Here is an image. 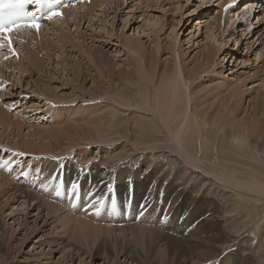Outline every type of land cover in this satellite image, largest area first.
<instances>
[{
    "label": "rangeland",
    "instance_id": "obj_1",
    "mask_svg": "<svg viewBox=\"0 0 264 264\" xmlns=\"http://www.w3.org/2000/svg\"><path fill=\"white\" fill-rule=\"evenodd\" d=\"M79 1L85 2L86 0H59L54 6H51L52 8H48L38 17L42 26L37 31L39 33L35 34L36 36L39 35L36 40H31L32 43H29L26 48L13 43L12 48L17 55H13L7 46L6 49L1 50L3 53H0V163L3 161L9 162L7 167H0V182L2 181L0 183V186H2V191L0 187V201L4 205L0 204V264H54L55 262L58 264H192V262L195 264H233L232 258L234 257L237 259V264H245L248 260L245 255L246 249L241 251L242 253L238 252L236 250L238 249L237 245L229 242L231 244L226 245L220 251L214 250L210 244V240L216 236L213 233L216 231L217 223L210 221L207 224L203 214L205 213V205H211L213 199L201 196L195 197L193 200L189 192L193 189L181 190L179 188L178 190L176 179L179 174H182L180 170H184L183 167L169 171L163 177H156L159 170L154 175L150 174L154 167L149 171L148 155L155 151L156 154L165 152L168 155L172 154L175 156L179 153V156L184 155L187 161L188 155L185 152V149H187L190 156L193 155L192 157L200 160L198 162L202 163V165L198 163L195 166L189 163L190 161L187 163L179 157L180 163L183 162L188 165L189 171L190 168L194 169L195 172H193L195 174L201 175L203 173V179H212L211 181L215 182H218L219 179L221 183L219 184L225 186L229 177L226 179L224 174L215 173L217 160L212 148L217 147L219 150L223 149L224 146H229L228 149H224V153L220 154L217 152L220 160L222 159L221 156H226V159L223 158L220 161L223 169H227L229 166L226 164H232L244 171V173L247 172L246 175L253 172L257 173V166L262 167V163L258 164V157L250 152L251 140L248 139L249 144L239 146L230 142L231 138H228V145H226V140L223 137L218 140L219 135H222V132H218L214 142L203 144L201 142V133L205 129L199 126V131L192 146L179 145L175 141L173 142L171 138V133H174L172 132L174 129L173 122L169 123L170 130L165 128L163 126L164 122L167 121L168 123V120L161 114L162 121L157 120V122L163 127L164 133H162V136L169 138V144L166 143L161 148L156 147L157 149L137 148L138 151L135 150V152L133 150L137 154L136 156H129L128 154L126 156V153L122 151L121 140L115 141V143H112V140L101 143H90V141H87V128H90L87 119H92L94 116L103 113L102 106L107 102L109 105L124 111L120 115L121 118L130 116V113L134 111H137L135 116L139 114L156 116V107H154L157 106L154 104L155 95H161V92L166 90L165 95L171 98L172 92H170L168 87H164V83H167L171 77H176L179 67L184 75V82L191 89L190 93L187 89V118L191 108L193 113H197L210 126L219 115L223 120L235 115L234 121L233 117L231 118L234 124L245 122L261 127L262 124L256 121L258 117H262L264 111V0H99L100 2H96L95 5L98 8L94 7V11L88 13V16L86 14L87 17L85 16L84 19L80 18L78 20L76 18L75 20L73 12H65L59 17H54L55 23L43 18L51 12L63 8L64 2H69V4L73 5ZM249 7L252 9L250 8L249 10ZM103 8L105 9L103 10ZM63 19H65V22ZM199 20H201V23L198 28L196 22ZM232 22L233 24H231ZM71 24L73 26L76 24V26L73 27ZM207 24H210V31L212 30L214 35L212 31L211 34L210 31L208 34V27L205 28ZM49 27H56V29L53 28L52 31L54 32H52ZM59 28H61L62 32H60ZM58 33L61 36L66 33L65 39L67 37L69 39H66V44L64 39L59 41L61 36ZM76 33L78 34L76 35ZM48 38L52 41L48 40ZM37 40L40 43L42 42L43 46L40 44V47ZM128 40L138 42L142 49H140V55L133 54L122 46L123 42ZM217 41L220 43L216 44L215 42ZM219 44L221 45L219 46ZM46 46L50 47L47 48ZM211 50L216 55H214L213 59L210 58ZM216 50L218 51L216 52ZM98 51H100V55ZM95 52L98 53L96 54ZM91 54L105 55V57H101V63L105 64L102 70L96 67L95 59ZM148 54L155 56L157 67L162 69V74L165 72L160 83L158 81L155 83L154 74L143 70L142 66L145 65L143 63L145 60L143 59ZM29 57L34 59L35 62L37 60L38 63L36 62L35 65H32L27 59ZM96 58V63H99L98 59L100 60V58L98 56ZM6 61L8 62L6 63ZM17 63L19 64V69L16 66L18 65ZM9 64L13 67L11 68ZM28 64L29 66H27ZM26 66L27 69H25ZM121 66L127 69L135 68L137 81L139 80L140 82L144 79L147 82L148 79L151 81L147 83L150 87L148 95L151 97L150 100H147L148 102L144 101L142 95H138L139 99L131 106L124 102L123 96L134 94L130 92V87H136V85L123 88V93L121 94L123 96L121 98H118L120 95L111 98L112 96L103 94L104 90L111 91V87L115 86V83H113V86L109 87V81L106 77L108 71ZM70 67L73 68L71 69ZM14 69L17 72H14ZM143 74L146 75V78L149 75L152 79H146ZM16 75H18V78ZM51 77L52 79L49 80ZM128 78L124 77L125 81ZM125 81L124 83H126ZM96 83L97 87L100 88L99 90L95 86ZM116 88L118 89V86ZM119 89L121 88L119 87ZM177 91L179 93L183 92L182 94L186 92L181 87ZM178 92H175L174 97L179 96ZM181 97L184 103L179 106L180 108H178L179 103H173L174 106L166 105L164 108L167 113L166 117L169 114L170 119L173 118L172 120H174L177 116L175 109H177L176 111H180L178 109L183 110L186 100L183 95ZM261 101L262 104L260 103ZM260 105H262V108ZM144 106L146 111L143 110V108L145 109ZM253 107H256L255 112ZM214 114L216 118L213 117ZM212 128H217V126H212ZM33 130L35 131L33 132ZM207 130H211V127H208ZM183 133L187 134L188 128ZM199 136H201L200 140L196 141ZM55 139L58 140L56 141ZM80 139L82 140L80 141ZM250 139L253 140L254 136ZM263 139L259 138V141L257 140L259 145H262ZM25 140H27L26 142L29 143L28 145L31 148L24 144L26 143ZM40 142L41 144H39ZM49 142H51V145H48ZM178 145L183 146V149ZM47 147L48 149L52 148V150H48ZM41 150H44V152H41ZM49 151H51L50 154H48ZM52 151L55 153L53 154ZM121 155H124L121 160L116 159ZM128 159L131 160L130 166L122 167ZM111 161L115 163H112L113 167L111 169L123 168V181H117L113 175H109V177L104 179L101 177V172L95 168L98 162L110 163ZM198 168H200L199 171L197 170ZM144 170H148L149 173L146 174ZM206 172L207 175L205 174ZM22 173H27V175ZM128 174L132 175L128 177ZM215 175H221V177L223 175L224 178L218 177L217 179ZM3 176L5 178L3 179L4 181L10 182L9 185L6 182L3 183ZM249 177L244 178L251 181L256 180L255 176ZM225 179L226 181H224ZM233 179L228 181V184L238 180L237 177ZM14 183H16L17 187ZM73 183L78 186L75 195L71 189ZM4 184L7 187L5 189L10 192L4 189ZM10 185L16 187V190L15 188L12 190ZM44 186H47L46 190ZM57 186H60V196L56 195ZM109 186L112 187L111 193L109 192ZM203 191H206V189ZM11 192L17 194L15 195ZM232 192L240 195L239 197L244 201V206L249 211L247 212L248 214L246 210L243 214H239L240 216H234L235 221L233 220L231 225L238 227L241 224L240 221H244L249 231L248 234H253L257 240V242H252L254 247L260 245L264 249V191L249 189L248 191ZM7 194L11 196L6 200ZM175 194L178 196L173 197ZM39 197H41L42 201ZM12 198H15V201H12ZM20 198H25L23 202L27 199L25 202L27 207L25 204L21 205L23 203ZM113 200H115V206H113ZM45 203L46 205L44 206ZM58 204L61 206L59 207ZM91 205H95V207ZM97 209H99V214H97ZM261 209L262 211H260ZM50 210L52 211L50 212ZM64 214L69 216L67 221H65L67 216ZM58 217L61 220L63 219L62 222L64 224ZM55 218L56 221L54 220ZM69 222L70 224L74 222V225L70 227ZM96 223L99 224V227ZM94 224L101 229L102 236L100 235V230ZM138 224L142 227L144 224L147 227L149 226L148 228L155 231L157 236L153 235L154 232L151 234L158 238H153V242L150 241L149 239L152 238L150 233L148 236L150 229L145 225L143 227L145 228L143 229L144 232L140 231L138 235L136 233L137 230L138 232L139 229L142 230V227L138 226ZM104 225L106 226L104 227ZM121 225L126 229L128 228L127 230L133 235H128V233H131H127V230L124 231ZM135 225L139 227V229L137 227L136 231ZM109 226L113 230V232L111 231L112 233L104 229ZM154 226L156 230L158 227L157 231L154 230ZM62 227L67 228L62 229ZM84 227L85 230L82 231ZM89 227L92 228L89 229ZM113 227L119 229V233L124 231L120 233L122 236L117 232L118 230L116 231L115 229L114 232ZM153 227L154 229H152ZM93 228L97 231L92 230ZM131 228L135 232H132ZM79 229L81 230L79 231ZM67 230L71 235H69L70 233ZM87 230V234L89 233L93 237L91 238L88 235L89 238H87L85 236L87 238L85 240L83 233L86 234ZM116 232L119 238H116ZM145 232H147L146 235ZM79 233L84 237L82 239L84 244L88 243L85 244L86 246H83ZM108 233L112 236L108 237V235H105ZM166 233H169V235ZM218 235L220 236H217L215 240L224 239L221 232ZM75 236L80 240L74 239ZM135 236L136 238H133ZM148 237L150 238L148 239ZM88 239L91 241L93 239V242H88L90 241ZM137 239H139V242L136 241ZM72 240L77 241V243L74 245L75 242L73 241V243ZM59 242L66 244L64 246L68 245V247L77 246L80 250L76 253L68 248L62 253L55 246ZM89 243L93 246L92 248H89ZM140 244L141 247H139ZM253 245L251 246L253 247ZM161 247L163 249H160ZM125 254H129L128 257H125ZM129 256L133 258H129ZM240 260L242 262H239Z\"/></svg>",
    "mask_w": 264,
    "mask_h": 264
},
{
    "label": "bare ground",
    "instance_id": "obj_2",
    "mask_svg": "<svg viewBox=\"0 0 264 264\" xmlns=\"http://www.w3.org/2000/svg\"><path fill=\"white\" fill-rule=\"evenodd\" d=\"M53 1H58V0H49V3L50 2H53ZM124 1V0H123ZM96 2H100L99 0H86L85 2H83V1H79V2H77V3H75V4H69V2H64V7L63 8H61L60 10H58L59 12H61L62 13V15L65 13V12H67V13H71V12H73L74 14H75V20H76V18L78 19V20H80V18H85V16H86V14H87V16H88V13H91V12H93L94 10V7H96L95 5H96ZM159 2V1H158ZM103 3V2H102ZM99 4V3H98ZM247 4V3H246ZM254 4V3H253ZM116 5V4H115ZM121 5V4H120ZM104 6V5H103ZM247 6V5H246ZM250 6V5H249ZM252 6V5H251ZM257 6V5H256ZM260 6H263V5H260ZM96 8H98V7H96ZM100 8V7H99ZM250 8L251 7H249V10H250ZM35 9H36V6L34 5V6H32L31 8H30V10L33 12V11H35ZM102 9V8H101ZM105 8H103V10H104ZM252 9V8H251ZM264 9V8H263ZM102 10V11H103ZM111 12V11H110ZM264 14V13H263ZM73 16V15H72ZM86 16V17H87ZM94 16V15H93ZM264 16V15H263ZM102 17V16H101ZM44 19H48V16H44L43 17ZM65 18V17H64ZM60 19V18H59ZM58 19V20H59ZM66 19V18H65ZM65 19H63L64 20V22H65ZM94 19V18H93ZM92 19V20H93ZM49 20V19H48ZM57 20V21H58ZM50 21H54L53 19L52 20H50ZM69 21V20H68ZM68 21H67V23H68ZM82 21V20H81ZM179 21H180V19H179ZM58 22H60V21H58ZM58 22H56L57 24H58ZM91 22V21H90ZM89 22V23H90ZM223 22H225V21H223ZM54 23H55V21H54ZM54 23H52V24H54ZM67 23H65V24H67ZM72 23V22H71ZM76 23V22H75ZM89 23H88V25H89ZM200 23H201V20H199V21H197L196 22V25H198V28L200 27ZM40 24V26H42V23H39ZM56 24V25H57ZM59 24H61V23H59ZM64 24V23H63ZM68 24H70V23H68ZM67 24V25H68ZM92 24V23H91ZM224 24V23H223ZM231 24H233V22L231 23ZM51 25V24H50ZM72 25V24H71ZM209 25L210 24H207V26L205 27V28H209ZM261 25V24H260ZM53 26V25H52ZM51 26V27H52ZM54 26H55V24H54ZM61 27H62V25H60ZM59 26V27H60ZM73 26V25H72ZM74 26H76V24L74 25ZM73 26V27H74ZM90 26V25H89ZM248 26H249V24H248ZM44 27V26H43ZM43 27H42V29H43ZM51 27H49L50 29H51V31H52V29L54 28V29H56V27H53V28H51ZM64 27V26H63ZM250 27V26H249ZM58 28V27H57ZM64 28H67V27H64ZM64 28H62V29H64ZM207 28V30H208V34H209V31H210V29L211 28H209L208 29ZM213 28V27H212ZM42 29H41V31H42ZM60 29V32H62L61 31V28H59ZM68 29V28H67ZM75 29V28H74ZM78 29V28H77ZM206 30V31H207ZM74 31H76V30H74ZM212 31V30H211ZM211 31H210V34H211ZM43 32H44V30H43ZM52 32H54V31H52ZM51 32V33H52ZM64 32H65V30H64ZM79 32V31H78ZM37 33H39V32H37L36 30H34V29H22V30H20V31H13V32H11V34H10V38H11V40H12V44L14 43V44H18V46H20V47H22V48H26L28 45H29V43H32V41L35 39L36 40V38L39 36V35H35V34H37ZM57 33V32H56ZM46 34V33H45ZM53 34V33H52ZM55 34V33H54ZM59 34V33H58ZM64 34H65V36H64ZM64 34H62L63 36H64V38H63V36H61L60 34V39H59V41H61L62 39H64L65 40V44H66V41L67 40H69L68 39V37L65 39V37H66V33H64ZM78 33H76V35H77ZM212 34H213V31H212ZM42 35V34H41ZM214 35V34H213ZM54 36V35H53ZM52 36V37H53ZM56 36V35H55ZM207 36V35H206ZM211 36V35H210ZM43 37H44V34H43ZM45 37H46V35H45ZM48 37V36H47ZM57 37V36H56ZM77 38H78V36H76ZM81 37V36H80ZM84 37V36H83ZM40 38V37H39ZM54 38V37H53ZM59 38V37H58ZM42 39V38H41ZM44 39V38H43ZM52 39V38H51ZM83 39V38H82ZM212 39V38H211ZM32 40V41H31ZM45 40H47V38H45ZM48 40H50L49 38H48ZM206 40H207V38H206ZM213 40V39H212ZM218 40V39H217ZM44 41V40H43ZM50 41H52V40H50ZM49 41V42H50ZM58 41V42H59ZM110 41V40H109ZM210 41V40H209ZM208 41V42H209ZM219 41V40H218ZM215 42L216 44L217 43H220V42ZM46 42H48V41H46ZM46 42H45V44H46ZM37 43H39L38 45H40V44H42V42L40 43V41L38 42V40H37ZM44 43V42H43ZM63 43V42H62ZM63 43V44H64ZM122 44V43H121ZM47 45V44H46ZM48 45H49V43H48ZM221 44H219V46H220ZM42 46H43V44H42ZM74 46V45H73ZM101 46H103V45H101ZM108 46V45H107ZM122 46L124 47V48H126L128 51H130V52H132L133 54L135 53L136 55L138 54V55H140L141 53H140V45L138 44V42H132L131 40H128V41H125V42H123V44H122ZM36 47V46H35ZM40 47H41V45H40ZM47 48H49L48 46H46ZM100 47V46H99ZM61 48V47H60ZM87 48V47H86ZM90 48H91V46H90ZM210 48V47H209ZM3 49H6V46L4 47V48H0V51L1 50H3ZM85 49V48H84ZM96 49H97V47H96ZM121 49V48H120ZM206 49V48H205ZM85 50H87V49H85ZM91 50V49H90ZM142 50V49H141ZM44 51H45V48H44ZM47 51V50H46ZM92 51V50H91ZM95 51V50H94ZM119 51H121V50H119ZM212 51V50H211ZM218 50H216V52H217ZM11 52V51H10ZM41 52V51H40ZM99 52V55H100V51H98ZM98 52H95L96 54L98 53ZM0 53H3L2 51L0 52ZM96 54H91L92 56H93V58L95 59V64H96V67H98V69H100V70H102V68H104L103 66H105V64H103V63H101V57H105V55H103V54H101V56H99V55H96ZM228 54V53H227ZM230 54V53H229ZM17 55V54H16ZM27 55V54H26ZM215 55V52L214 51H212L211 52V55H210V58H212L213 59V57H215L214 56ZM29 56V55H28ZM96 56H98V58H100V60L98 59V61H99V63L97 62L96 63V60H97V58H96ZM13 57H15V56H13ZM12 57V58H13ZM38 57V56H37ZM143 57V56H142ZM226 57V56H225ZM1 58V57H0ZM2 58H4V57H2ZM19 58V57H18ZM29 61H30V63L32 64V65H35L36 64V62H37V60H36V62L34 61V59H32V58H27ZM140 59V58H139ZM143 60H145L143 63L145 64L144 66H142L143 68V70L144 71H146V72H149V73H152V74H154L153 76H155V83H156V81H158V83H160V81H161V79L163 78V74L165 73V72H163V74H162V69H160L159 67H157V63H156V60H155V56L154 55H152L151 56V54L149 55H145L144 56V59ZM9 61V60H8ZM8 61H6V63L8 62ZM16 61V60H15ZM94 61V60H93ZM21 62H22V60H21ZM39 62H40V60H39ZM43 62V61H42ZM10 63V62H9ZM12 63V62H11ZM19 63V62H18ZM17 63V64H18ZM26 63V62H25ZM29 63V64H30ZM38 63V62H37ZM24 64V63H23ZM22 64V65H23ZM29 64L27 65V66H29ZM40 64V63H39ZM116 64V63H115ZM6 65V64H5ZM10 66H11V64H9ZM13 65V64H12ZM14 65H15V63H14ZM42 65H43V63H42ZM41 65V66H42ZM113 66H114V64H112ZM118 65V64H117ZM17 66V68H18V66H19V64L18 65H16ZM27 66H26V68L25 69H27ZM8 67V66H7ZM13 66H11V68H12ZM36 67V66H35ZM46 67V66H45ZM20 68H21V64H20ZM30 68H32V67H30ZM71 68V67H70ZM73 68V67H72ZM71 68V69H72ZM6 69V68H5ZM8 70H10L9 68H7ZM6 69V70H7ZM16 69V68H15ZM14 69V72L17 70H15ZM19 69V68H18ZM35 69H37V68H35ZM112 70H114V71H112ZM112 70H109L108 71V75L106 76L107 78H108V81H109V87H111V86H113V83H115L114 85V87L112 88L111 87V91H109V90H104L103 92V94H105L106 96H112L111 98H115L116 97V95H120V96H118V98H121L123 95H121L122 93H123V88H125V87H128V86H132V85H136V87H130V92H133L134 94H132L131 93V95L129 96L128 94L126 95V96H123L124 98H122V99H124V102H126L127 103V105H130L131 106V104H133V103H136L137 102V99H139L138 98V95L140 96V95H142V97L144 98V101H146V102H148L147 100H150V98L151 97H149V95H148V92L150 91V87H149V85H147V83L148 82H151L148 78H150V79H152L151 77H149V75H147L148 77L146 78L145 76L146 75H144V77L146 78V79H148V82L144 79L143 81H140L139 82V80L137 81L136 80V72H135V68H130V69H127V68H123V66H121V67H119V68H116V69H112ZM19 71V70H18ZM35 71V70H34ZM77 71V70H76ZM75 71V72H76ZM11 72V71H10ZM17 72V71H16ZM19 73V72H18ZM17 73V74H18ZM143 73V72H142ZM49 74H51V73H49ZM17 76V78H18V75H16ZM48 76H51V75H48ZM3 77V76H2ZM9 77V76H8ZM44 77V76H43ZM53 77V76H52ZM52 77L51 78H49V80H51L52 79ZM124 77H129L126 81H125V79H124ZM143 77V76H142ZM106 78V79H107ZM46 79V78H45ZM138 79H139V77H138ZM141 79V78H140ZM41 80H43L42 78H41ZM142 80V79H141ZM169 80V79H168ZM37 81V80H36ZM44 81V80H43ZM124 81L126 82V83H124ZM153 81V80H152ZM146 82V83H145ZM124 83V84H123ZM138 83V84H137ZM154 83V82H153ZM95 86H96V88H98L97 87V83L95 84ZM118 86V89L116 88ZM158 86V85H157ZM162 86V85H161ZM168 87L169 89H170V92H172V94H171V98H169V97H167L166 95H165V92H166V90H163L162 92H161V95H155V100H154V104L155 105H157V106H154V107H156L155 108V113H156V116L155 115H153V116H149V115H146V114H139V115H137V116H135L136 114H137V111L135 112H132V113H130V116L128 115V117H124V118H121L120 117V115H122L123 113H124V111H121V110H119L118 108H116L115 106H113V105H109L108 104V102L107 103H104L103 104V106H102V108H103V113H101V114H98V115H96V116H94L92 119H87V123H88V125H89V127L90 128H87V131H88V135H87V137H86V140L87 141H90V143H101V142H104V141H107V140H112V143L114 142L115 143V141L117 142V141H119V140H121L122 141V146H123V148H122V151L123 152H125L126 154V156H136L137 154L135 153L136 151L135 150H137V148L139 149V148H156V147H159V148H161L162 146H164V144L166 145V143H168V141H169V138L167 137H165V136H162V133H164V129H163V127L157 122V120H161L162 121V116L166 119V120H168V123H167V121L166 122H164V127L165 128H167V129H169L170 130V122H173V124H174V129L172 130V132H174V133H171V138L173 139V142L175 141L176 142V144L178 143L179 145L180 144H185L186 146H192L193 144H194V140H195V138H196V134H197V132L199 131V126H201L202 127V129H205V131L203 132V133H201V136H199L197 139H196V141L197 140H200V137L202 138L201 139V142L203 143V144H207V143H209V142H214L215 141V139L217 138V135H218V132L220 133V132H222V135L220 136L219 135V137H218V140L220 139V138H224L226 141H225V143H226V145H228L227 144V140H228V138H231V140H230V142H232V143H234V144H236V145H242V144H244V145H246V144H249V142H248V139L249 140H251L252 141V143H250V152H252V154L254 155V156H257L258 157V161H257V163L258 164H261L262 163V167L261 166H257V173H255V172H253V173H249V174H247L246 175V173L247 172H245L244 173V171H242V170H240V169H238L236 166H234V165H232V164H226V165H229L228 167H227V169H223V166H222V164H221V160L223 159V158H225L226 159V156L225 155H223V156H221V160L218 158V156H217V152H219L220 154H222V153H224V149H228L229 148V146H224V148L223 149H219L218 150V148L216 147V148H212V150H213V152H214V154H216V160H217V162H216V167H215V173H221V174H224V176H226V179H227V177H229V179H227L228 181H230V180H232L233 178L235 179L236 177L238 178V180H234V182L233 183H230V184H228L229 182L227 181L226 182V184H225V186H223V185H220L221 183L219 182L220 180L218 179V177L219 178H224V176L222 175V177H221V175L220 176H218V175H215V177L218 179V182H215V181H211L212 179V173H211V180H206V179H203V177H202V175H203V173L201 174V175H199V174H195L194 172V169H191L190 168V171H189V166L188 165H186L185 163H180L179 162V157H180V159H184L185 160V156L183 155V156H179V153H178V155H172V154H166L165 152H161V153H157L156 154V151L155 152H151V153H149V155H148V158H149V166H148V169H149V171H150V169L151 168H153L154 167V170L152 171V172H150V174L152 173V175H154L158 170H159V172H158V174L156 175V177H163V175H165L167 172H169V171H172V170H177V169H180L181 167H183L184 168V170L183 169H181L180 170V172L182 171V174H179V177H177V179H176V184H178V190H179V188L181 189V190H189V189H193L192 191H189L190 193H191V199H195V197H201V196H206V197H210V198H212L213 199V203L211 204V205H209V204H206L205 205V207H204V219H205V221H207V224H208V222H210V221H215L216 223H217V228H216V231H215V233H213V234H215L216 236H214V238L213 239H211L210 240V244H211V246H212V248L214 249V250H220V249H222L223 247H225L226 245H229V244H231V243H233L234 245H237V248L238 249H236V250H238V252H241V251H244L245 249H246V252H245V255L247 256L246 258H248V260H247V262L245 263V264H264V249L259 245L258 247H254V245H253V241L254 242H257V240L255 239V237H254V235L253 234H248L249 233V231L247 230L248 228H246V226H245V222L243 223L242 221H240L241 222V224H239V226L237 227V226H235V227H233L231 224V222H233V220H234V216H236L237 217V215H239V214H243L246 210V213L249 211L245 206H244V204H243V199H241L239 196V194H234L232 191H248L249 189L250 190H255V191H264V186H261V185H264V141L262 142V145H259L258 144V139L260 138H264V111H263V115H262V117L261 118H259L258 117V120L256 121V122H259L260 124H262V126H263V128H261L260 126H256V125H250L249 123H245V122H242V123H236V124H234L232 121H231V118L233 117H227V119L226 120H223L222 119V117H220V115L216 118L215 116L217 115V113H216V115L214 114V118H216V120H214L213 122H212V124H211V126H210V124L209 123H207L204 119H202V117L200 118V116L199 115H197V113H193L192 112V110H191V108H190V111H189V116H188V118L186 117L187 116V112H188V109H187V103H188V100H187V89H188V91H189V93L191 92V89H189V86L188 85H186V82H184V75H183V73H181V71H180V68L178 67V70H177V72H176V77L174 78V77H171L170 78V80L167 82V83H164V87ZM37 87V86H36ZM119 87L121 88V89H119ZM180 87L181 88H183L186 92L184 93V94H182L183 92H181V93H179L177 90L178 89H180ZM152 88V87H151ZM163 88V87H162ZM46 89V88H45ZM100 88H98V90H99ZM108 89V88H107ZM158 89V88H157ZM156 89V90H157ZM37 90V89H36ZM53 90V89H52ZM54 91V90H53ZM181 91H183V90H181ZM19 92V91H18ZM40 92H42V91H40ZM114 92V94H112ZM175 92H178L177 94H179V96H176V97H174V95L176 94ZM49 94V93H48ZM261 94V93H260ZM101 95V94H100ZM151 95V94H150ZM181 95H183L184 97H185V100H186V102H185V104H184V107H183V110L182 109H178V110H180V111H176L177 109H175V112H176V117H175V119L174 120H172V119H170V116H169V114H168V117H166V115H167V113H166V111H165V107H166V105H168V104H170L171 106H174V104L175 103H179V105H178V108H180L179 106H181V104L182 103H184V101H183V99H182V97H181ZM154 96V95H153ZM258 96V95H257ZM19 97V96H18ZM183 97V98H184ZM263 97H264V95H263ZM153 99V98H152ZM262 99V98H261ZM264 99V98H263ZM142 102V101H141ZM152 102V101H151ZM253 102V101H252ZM251 102V103H252ZM259 102V101H258ZM140 103V102H139ZM174 103V104H173ZM261 104H262V101L260 102ZM146 104V103H145ZM253 104V103H252ZM127 105H125V106H127ZM141 105V104H140ZM160 107H159V106ZM149 106V105H148ZM147 106V107H148ZM262 105H260V107H261ZM134 107V106H133ZM142 107H143V105H142ZM145 107V106H144ZM152 107V106H151ZM259 107V108H260ZM158 108V109H157ZM254 108V107H253ZM262 108V107H261ZM150 109H153V108H150ZM256 107L253 109V111L255 112L256 110ZM258 109V108H257ZM143 110L144 111H146V107H145V109L143 108ZM223 110V109H222ZM261 110V109H260ZM25 112V111H24ZM148 112V111H147ZM165 112V113H164ZM138 113H141V112H138ZM164 113V114H163ZM220 113V112H219ZM222 113V112H221ZM161 114H162V116H161ZM228 114V113H227ZM233 115V114H232ZM115 116V117H114ZM132 116V117H131ZM16 117V116H15ZM130 117H131V119H130ZM206 117V116H205ZM234 117H235V115H234ZM234 117H233V121H234ZM236 118V117H235ZM213 120V119H212ZM237 120V119H236ZM163 121H164V119H163ZM259 123H257V124H259ZM15 124L17 125L18 123H16L15 122ZM11 125V124H10ZM13 125H14V123H13ZM21 125H22V123H21ZM40 125V124H39ZM52 125V124H51ZM69 125V124H68ZM17 126H19V125H17ZM16 126V127H17ZM212 126H217V128H212ZM13 127V126H12ZM21 127V126H20ZM34 127V126H33ZM42 127V126H41ZM51 127V126H50ZM53 127V126H52ZM208 127H211V130H207V128ZM186 128H188V133L186 134H184L183 132H185V129ZM225 128H226V130H225ZM16 129V128H15ZM67 129V128H66ZM201 128H200V130H202ZM17 130V129H16ZM48 130H49V128H48ZM69 130V129H68ZM35 130H33V132H34ZM41 131H42V129H41ZM46 131H47V129H46ZM49 132H50V130H49ZM48 132V133H49ZM61 132H63V131H61ZM36 133V132H35ZM52 133V132H51ZM50 133V134H51ZM65 133V132H64ZM37 134V133H36ZM36 134H35V136H36ZM73 134V133H72ZM32 135H34V134H32ZM37 135H40V134H37ZM58 135V134H57ZM53 136V135H52ZM252 136H254V139L252 140V139H250V138H252ZM9 137V136H8ZM33 137V136H32ZM37 137V136H36ZM35 137V138H36ZM56 137V136H55ZM29 138V137H28ZM27 138V139H28ZM30 139V138H29ZM28 139V140H29ZM39 139V138H38ZM43 139V138H42ZM54 139V138H53ZM67 139H68V137H67ZM71 139V138H70ZM69 139V140H70ZM73 139V138H72ZM172 139H170L171 141H172ZM34 140V139H33ZM56 140V139H55ZM58 140V139H57ZM56 140V141H57ZM60 140V139H59ZM82 139H80V141H81ZM258 140V141H257ZM264 140V139H263ZM16 141H18V140H16ZM27 140H25V142H26ZM50 141V140H49ZM76 141V140H75ZM79 141V140H78ZM35 142V141H34ZM48 142V141H47ZM59 142V141H58ZM27 143V142H26ZM24 143L25 145H28L29 143ZM36 143V142H35ZM51 142H49L48 143V145L50 144ZM53 143V142H52ZM60 143V142H59ZM77 143V142H76ZM24 144H21V145H24ZM39 144H41V142L39 143ZM43 144V143H42ZM79 144V143H78ZM169 144V143H168ZM173 144H175V143H173ZM175 144V145H176ZM33 147H34V145L33 144H31ZM51 145V144H50ZM112 145V144H111ZM120 145V146H121ZM178 145V146H179ZM40 146V145H39ZM45 146V145H44ZM174 146V145H173ZM16 147V146H15ZM20 147H22V146H20ZM19 147V148H20ZM28 147H29V145H28ZM27 147V148H28ZM69 147V146H68ZM179 147H181V149H183L182 147L183 146H179ZM212 147V146H211ZM29 148H31V147H29ZM39 148V147H38ZM43 149H44V147H42ZM54 148V147H53ZM119 148V147H118ZM117 148V149H118ZM158 148V149H159ZM178 148V147H177ZM21 150H22V148H20ZM23 149H24V147H23ZM47 149H48V147H47ZM50 150H52V148H49ZM48 149V150H49ZM56 149V148H55ZM82 149V148H81ZM104 149V148H103ZM148 149V150H149ZM157 149V148H156ZM165 149V148H164ZM29 150V149H28ZM40 150V149H39ZM65 150V149H64ZM85 150V149H84ZM107 150V149H106ZM133 150L135 151V152H133ZM141 150V149H140ZM144 150H147V149H144ZM153 150V149H152ZM163 150V149H162ZM14 151V150H13ZM57 151V150H56ZM138 151V150H137ZM25 152H26V148H25ZM25 152H23V153H25ZM39 152V151H38ZM41 152H44V150H41ZM48 152V151H47ZM50 152L51 151H49V153L48 154H50ZM53 152V151H52ZM58 152V151H57ZM56 152V153H57ZM106 152V151H105ZM112 152V151H111ZM185 152L187 153V155H188V157H187V163L189 162V163H191V164H193V165H195V166H197V164L199 163L198 161H200V160H197L195 157H192V156H190V153L188 152V150L187 149H185ZM185 152H183V153H185ZM17 153V152H16ZM27 153V152H26ZM40 153V152H39ZM55 152H53V154H54ZM85 153V152H84ZM88 153V152H87ZM93 153V152H92ZM104 153V152H103ZM114 153V152H113ZM30 154V153H29ZM86 154V153H85ZM128 154V155H127ZM182 154V153H181ZM83 155V154H82ZM104 155V154H103ZM112 155V154H111ZM142 155V154H141ZM37 156V155H36ZM54 156V155H53ZM176 157V158H172V157ZM47 157V156H46ZM80 157V156H79ZM88 157V156H87ZM117 157V156H116ZM122 157H124V155H121V156H119L118 158H116V159H119V160H121V158ZM52 158V157H51ZM76 158V157H75ZM129 159H132V158H129ZM127 160V162H125V164H123V166L122 167H125V166H130V163H131V160ZM68 160V159H67ZM79 160V159H78ZM110 160H111V158H110ZM143 160H145V159H143ZM178 160V161H177ZM99 161V160H98ZM67 162V161H66ZM79 162V161H78ZM146 162H148V161H146ZM145 162V163H146ZM91 163V162H90ZM112 163H113V161H111L110 163L109 162H101V163H99L98 162V164H96L95 165V168L99 171V172H101V174H102V176L101 177H103L104 179L105 178H107V177H109V175L110 176H114L115 178H116V180L117 181H123V173H124V170H123V168L121 169V167H118V168H115V169H111L112 167H113V165H112ZM223 163V162H222ZM92 164V163H91ZM113 164H115V163H113ZM161 165V167H160V165ZM200 165H202V163H199ZM207 164V163H206ZM208 166H209V164H207ZM91 166V165H90ZM145 166V165H144ZM194 166V167H195ZM225 166V165H224ZM87 167V166H86ZM210 167V166H209ZM94 168V167H93ZM155 168H159V169H155ZM203 168V167H202ZM205 168V167H204ZM207 168V167H206ZM46 169V168H45ZM79 169V168H78ZM85 169V168H84ZM143 169H145V168H143ZM199 169L200 168H198L197 170L199 171ZM208 169H210V168H208ZM47 170V169H46ZM192 170V171H191ZM207 170V169H206ZM211 170V169H210ZM84 171V170H83ZM110 171H111V173H110ZM145 171V170H144ZM149 171L148 170H146L145 171V173L146 174H148L149 173ZM194 171V172H193ZM253 171H255V170H253ZM197 172V171H196ZM206 175H207V172L205 173ZM209 174V173H208ZM132 174H128V177H130ZM135 176V175H134ZM204 176V175H203ZM249 176H255V179L256 180H253V181H251V180H247V179H245L244 177H248V178H250ZM6 177V176H5ZM1 178V177H0ZM8 178V177H7ZM230 178H232V179H230ZM3 179H5L4 178V176H3V178H2V180ZM216 179V180H217ZM226 179L224 180V181H226ZM8 180H10L9 178H8ZM4 182H6V180L4 181L3 180V183ZM259 182H261L260 183V185H259ZM0 183H2V181L0 182ZM7 183V185H9V183L10 182H6ZM5 183V184H6ZM220 183V184H219ZM4 184V185H5ZM11 184H13V183H11ZM15 185H16V183H14ZM19 184V183H18ZM175 184V183H174ZM1 185V184H0ZM3 185V184H2ZM153 185V184H152ZM11 187H12V190H13V188H15V190H16V187H17V185H16V187H14V186H12V185H10ZM20 186V185H19ZM177 186V185H176ZM1 187V191H2V186H0ZM5 187H6V185L4 186V189H5ZM9 187V186H8ZM147 187V186H146ZM7 188V187H6ZM22 188V187H21ZM20 188V189H21ZM195 188V189H194ZM91 189V188H90ZM206 189V191H203V190H205ZM6 190V189H5ZM28 190V189H27ZM152 190V189H151ZM177 189H176V191H178ZM7 191V190H6ZM95 191V190H94ZM158 191V190H157ZM220 191H222V192H220ZM229 191H231V192H229ZM7 192H10L9 190L7 191ZM179 192V191H178ZM12 194H17V193H13V192H11ZM10 194V193H9ZM2 195V194H1ZM5 195V194H4ZM178 195H180L179 193H178ZM177 195V196H178ZM8 196V197H7ZM7 196H6V200H7V198H9V196H11V195H8L7 194ZM20 196V195H19ZM24 196V195H23ZM173 196V195H172ZM176 196V194L173 196V197H175ZM176 196V197H177ZM12 197H13V195H12ZM22 197V196H21ZM37 198H38V195H37ZM41 197H39V199H40ZM47 198V197H46ZM25 199V198H24ZM24 199H21L20 198V200L22 201V203L23 204H21V205H24L25 204V202H26V200H25V202H23L24 201ZM34 199H36V198H34ZM33 199V200H34ZM178 199V198H177ZM5 200V201H6ZM9 200V199H8ZM12 201H15V198L13 199H11ZM11 200H9V201H11ZM41 200V199H40ZM94 200V199H93ZM172 200H174L173 198H172ZM189 200V199H188ZM256 200V199H255ZM3 201V200H2ZM32 201V200H31ZM42 201V200H41ZM40 201V202H41ZM46 201V200H45ZM170 201V200H169ZM176 201V200H175ZM191 201V200H190ZM36 202V201H35ZM256 202H257V200H256ZM2 202L0 201V204H1ZM7 203H8V201H7ZM32 203V202H31ZM37 203V202H36ZM42 203V202H41ZM94 203V202H93ZM171 203H172V201H171ZM2 206H4L3 205V203L1 204ZM46 205V203L44 204V206ZM48 205V204H47ZM59 205V204H58ZM170 205H172V204H170ZM245 205H246V203H245ZM5 206H7V204H5ZM25 206H26V204H25ZM34 206V205H33ZM61 205H59V207H60ZM189 206V205H188ZM187 206V207H188ZM13 207V206H12ZM27 207V206H26ZM36 207V206H35ZM38 208H39V206H37ZM42 207V206H41ZM41 207H40V209H41ZM44 208V207H43ZM58 208V207H57ZM57 208H55V209H57ZM25 209V208H24ZM48 209V208H47ZM52 209V208H51ZM62 209V208H61ZM43 210V209H42ZM62 210H64V209H62ZM47 211H49V210H47ZM52 210H50V212H51ZM57 211H59V210H57ZM260 211H262V209L260 210ZM45 212H46V210H45ZM54 212V211H53ZM153 212V211H152ZM39 213V212H38ZM62 213V212H61ZM67 213V212H66ZM65 213V214H66ZM47 214H48V212H47ZM51 214V213H50ZM49 214V215H50ZM54 214V213H53ZM58 214H59V212H58ZM64 214V215H65ZM80 214V213H79ZM248 214V213H247ZM180 215V214H179ZM48 216V215H47ZM51 216H52V214H51ZM62 216H63V213H62ZM61 216V217H62ZM65 216H67V217H65V219H64V217H62L65 221H67V219L69 218V216L68 215H65ZM81 216V215H80ZM240 216V215H239ZM243 216V215H242ZM49 217V216H48ZM77 217H78V215H77ZM247 217V216H246ZM57 218V217H56ZM56 218L54 219L55 221H56ZM59 219H60V217H58ZM71 218V217H70ZM82 218V217H81ZM62 219V220H63ZM73 219V218H72ZM238 219V218H237ZM240 219V218H239ZM258 219V218H257ZM256 219V220H257ZM44 220V219H43ZM51 220V219H50ZM61 220V219H60ZM62 220H61V222H62ZM85 220V219H84ZM49 221V220H48ZM57 221H59V220H57ZM69 221H71V220H69ZM73 221H74V219H73ZM86 221V220H85ZM87 221H89V220H87ZM235 221V220H234ZM51 222V221H50ZM60 222V223H61ZM76 222V221H75ZM198 222V221H197ZM239 222V221H238ZM63 224H64V222H62ZM66 223V222H65ZM59 224V223H58ZM63 224H61V225H63ZM85 224V223H84ZM91 224H92V222H91ZM97 224V223H96ZM96 224H94L95 225V227H96ZM132 224V223H131ZM210 224V223H209ZM252 224V223H251ZM74 225V222L72 223V224H70V222H69V226L70 227H72ZM98 225V227H99V224H97ZM145 225V224H144ZM143 225V227H147V225H145L144 226ZM154 225V224H153ZM210 225H212V224H210ZM47 226V225H46ZM54 226V225H53ZM68 226V227H69ZM83 226H85V225H83ZM103 226V225H102ZM101 226V227H102ZM106 225H104V227H105ZM122 226V225H121ZM133 226V225H132ZM138 226H141V225H139L138 224ZM138 226H136L135 225V227H136V229H135V231L137 230V227ZM250 226V225H249ZM252 226V225H251ZM69 227V228H70ZM86 227V226H85ZM85 227H84V229H82V231L83 230H85ZM93 227V226H92ZM92 227H89V229L90 228H92ZM94 227V228H95ZM98 227H96V228H98ZM115 227H117V225H115ZM127 227V226H126ZM134 227V228H135ZM142 227V226H141ZM140 227V228H141ZM142 227V230L141 229H139V227H138V229H139V232H138V230H137V234L139 235V233H140V231L142 232L143 231V229H145V228H143ZM149 227V226H148ZM147 227V228H148ZM152 227V226H151ZM155 227V226H154ZM154 227L152 228V229H154ZM193 227H194V225H193ZM192 227V228H193ZM26 228V227H25ZM66 229L65 227H62V229ZM94 228L92 229V230H94ZM122 228H124L123 226H122ZM121 228V229H122ZM201 228V227H200ZM209 228H210V226H209ZM250 228V227H249ZM61 229V230H62ZM72 229V228H71ZM86 229H88L87 227H86ZM99 230H100V232H101V234L100 233H98V234H100L101 236H102V231H101V229L100 228H98ZM106 231H108L109 233H112L113 232V230H112V228L109 226V227H106V228H104ZM113 229H114V232H115V229L116 228H114L113 227ZM120 229V230H121ZM128 229V228H127ZM126 228H124V231L125 230H127ZM130 229V228H129ZM133 228H131V230H132ZM148 229H150L149 230V232H148V236H149V233L151 234L152 232H154L153 233V235H156L155 233V231H153V230H151V228H148ZM147 229V230H148ZM45 230H46V228H45ZM69 230V229H68ZM67 230V231H68ZM81 229H79V231H80ZM118 230V231H117ZM147 230H145V231H147ZM154 230H156V227H155V229ZM157 230H158V227H157ZM156 230V231H157ZM207 230V229H206ZM66 231V230H65ZM70 231V230H69ZM68 231V232H69ZM79 231H76V232H79ZM81 231V232H82ZM95 231V230H94ZM94 231H92V232H94ZM97 231V230H96ZM95 231V232H96ZM112 231V232H111ZM116 231L119 233V229H116ZM124 231H120V233H122V232H124ZM134 230H132V232H135ZM160 231H161V229H160ZM210 231V230H209ZM255 231V230H254ZM60 232V231H59ZM72 232V231H71ZM80 232V233H81ZM85 232V231H84ZM87 232H88V230L86 231V234H87ZM94 232V234H96ZM103 232H105L104 230H103ZM117 232H116V238L119 236H117ZM127 233L128 232H130L129 230H127L126 231ZM144 232V231H143ZM163 232V231H162ZM165 232V231H164ZM170 232V231H169ZM191 232H192V230H191ZM190 232V233H191ZM201 232V231H200ZM210 232H212V231H210ZM221 232V235H222V237L224 238V239H218V240H215V238L217 237V236H220V235H218L219 233ZM70 233V232H69ZM79 233V234H80ZM109 233L108 234H105V235H108V237H110V235H109ZM119 233V234H120ZM131 233V232H130ZM146 233L147 232H145V235H146ZM204 233V232H203ZM252 233V232H251ZM32 234V233H31ZM78 234V235H79ZM82 234V233H81ZM81 234L79 235L80 237H81V240L86 236L87 238H89L91 235H89V233L86 235V234H84L83 233V236L84 237H82L81 236ZM126 234V233H125ZM143 234V233H142ZM161 234V233H160ZM163 234V233H162ZM165 234V233H164ZM167 234V233H166ZM171 234V233H170ZM193 234V233H192ZM198 234V233H197ZM69 235H71V233L69 234ZM75 235H76V233H75ZM88 235H89V237H88ZM99 235V236H100ZM121 236H122V234H120ZM127 235V234H126ZM128 235H133L132 233L131 234H129L128 233ZM136 235V234H135ZM152 234L150 235V236H152V238H150V237H148V239L150 240V241H152L153 242V238H156V237H154ZM167 235H169V233L167 234ZM177 235V234H176ZM210 235V234H209ZM43 236V235H42ZM112 236V235H111ZM137 236V235H136ZM136 236L135 237H133V238H136ZM157 236V235H156ZM183 236V235H182ZM187 236V235H186ZM185 236V237H186ZM207 236V235H206ZM212 236V235H211ZM260 236V235H259ZM84 238L85 240H87V238ZM93 237V235L91 236V238ZM104 237V236H103ZM114 237V236H113ZM130 237V236H129ZM138 238H139V236H137ZM144 237V236H143ZM174 237V236H173ZM195 237H197V236H195ZM72 238V237H71ZM70 238V239H71ZM79 239V238H77L76 236L74 237V239ZM90 238V239H91ZM98 238V237H97ZM100 238V237H99ZM112 238V237H111ZM119 238V237H118ZM125 238V237H124ZM158 238V237H157ZM156 238V239H157ZM174 238H176V237H174ZM201 238V237H200ZM210 238V237H209ZM261 238V237H260ZM73 239V238H72ZM90 239H88V240H90ZM93 239H95V238H93ZM93 239H92V241L90 240V241H88V242H93ZM145 239V238H144ZM143 239V240H144ZM148 239L146 238V240H147V242L149 243V241H148ZM153 239V240H152ZM179 239H181L180 237H179ZM189 239H190V237H189ZM188 239V240H189ZM80 240V239H79ZM96 240V239H95ZM110 240V239H109ZM191 240V239H190ZM209 240V239H208ZM256 240V241H255ZM71 241V240H70ZM74 240H72V242H73ZM84 240H82L81 242H83ZM103 241V240H102ZM136 241H138L139 242V239H137ZM183 241V240H182ZM200 241V240H199ZM71 242V243H72ZM75 242V243H74ZM73 243H74V245L77 243V241H74ZM94 242H96V241H94ZM145 242V241H144ZM192 242H194V241H192ZM229 242H231V243H229ZM69 243V242H68ZM78 243H80L79 241H78ZM91 243H89V248H92L93 246L92 245H90ZM123 243V242H122ZM148 243H146V244H148ZM186 243V242H185ZM184 243V244H185ZM191 243V242H190ZM262 243V242H261ZM85 244H88V243H85ZM84 244V242H83V246L85 245ZM117 244V243H116ZM134 244V243H133ZM64 245H66V244H63V243H61V242H59V243H57V244H55V246L57 247L56 249H58L59 251H61L62 253L63 252H65V250L66 249H68V248H70V249H72V252H79V248H77V246H74V247H71V246H69L68 247V245L67 246H64ZM80 245H82L81 243H80ZM149 245V244H148ZM147 245V246H148ZM251 245H253V247L251 246ZM86 246V245H85ZM120 246V245H119ZM125 246V245H124ZM150 246V245H149ZM148 246V247H149ZM158 246V245H157ZM185 246V245H184ZM81 247V246H80ZM135 247V246H134ZM138 247V246H137ZM139 247H141V244H140V246ZM150 247H152V246H150ZM156 247V246H155ZM160 247V246H159ZM190 247V246H189ZM195 247V246H194ZM117 248V247H116ZM168 248V247H167ZM50 249V248H49ZM82 249V248H81ZM147 249V248H146ZM155 249H157V248H155ZM160 249H163L162 247L160 248ZM195 249V248H194ZM57 250V251H58ZM92 250V249H91ZM143 250V249H142ZM148 250V249H147ZM166 250V249H165ZM83 251V250H82ZM90 251V250H89ZM122 251V250H121ZM152 251V250H151ZM159 252H160V250H158ZM178 251V250H177ZM195 251H197V250H195ZM194 251V252H195ZM221 251V250H220ZM219 251V252H220ZM71 252V253H72ZM105 252V251H104ZM145 252H146V250H145ZM188 252V251H187ZM235 253H236V251H234ZM69 253V252H68ZM88 253V252H87ZM126 253V252H125ZM142 253V252H141ZM178 253H180V252H178ZM242 253V252H241ZM67 254V253H66ZM70 254V253H69ZM79 254V253H78ZM158 254V253H157ZM68 255V254H67ZM80 255H81V253H80ZM128 255L129 254H125V257H128ZM144 255V254H143ZM183 255V254H182ZM195 255V254H194ZM79 256V255H78ZM190 256V255H189ZM80 257V256H79ZM132 257V256H131ZM130 256H129V258H131ZM185 257V256H184ZM193 257V256H192ZM200 257V256H199ZM216 257V256H215ZM128 258V259H129ZM133 258V257H132ZM182 258H183V256H182ZM83 259V258H82ZM197 259V258H196ZM199 259H202V258H199ZM233 259V264H237V259L234 257V258H232ZM106 260V259H105ZM188 260V259H187ZM250 260V262H248ZM109 262H110V260H108ZM244 261V260H243ZM190 262V261H189ZM196 262V261H195ZM200 262V261H199ZM239 262H242L241 260L239 261ZM62 263V262H61ZM135 263V262H134ZM46 264V263H45ZM54 264H58L57 262H55ZM186 264V263H185ZM192 264H195V263H193L192 262ZM240 264V263H239Z\"/></svg>",
    "mask_w": 264,
    "mask_h": 264
},
{
    "label": "snow or ice",
    "instance_id": "obj_3",
    "mask_svg": "<svg viewBox=\"0 0 264 264\" xmlns=\"http://www.w3.org/2000/svg\"><path fill=\"white\" fill-rule=\"evenodd\" d=\"M27 4L37 5V11H39L40 7L44 4V0H0V48L7 46L13 55H16V53L12 48V40L10 38L11 32L20 31L22 29H34L36 31L40 30L37 13L26 11L25 5ZM61 15V12L53 11L48 15V19L51 20L54 17H59ZM8 163V161H3L0 163V167H7ZM22 174L27 175V173ZM44 187L46 190L47 186ZM77 187L78 186L76 183L71 185L74 195L76 193ZM109 192H112L111 186H109ZM56 195H61L60 186H57ZM112 203L113 206H115V200H113ZM91 206L95 207V205ZM97 214H99V209H97Z\"/></svg>",
    "mask_w": 264,
    "mask_h": 264
}]
</instances>
